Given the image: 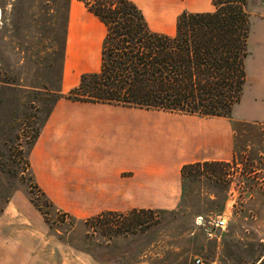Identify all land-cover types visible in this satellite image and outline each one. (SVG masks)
Returning a JSON list of instances; mask_svg holds the SVG:
<instances>
[{"label": "rangeland", "instance_id": "rangeland-1", "mask_svg": "<svg viewBox=\"0 0 264 264\" xmlns=\"http://www.w3.org/2000/svg\"><path fill=\"white\" fill-rule=\"evenodd\" d=\"M253 4L247 1L249 64L256 56V28L264 25ZM69 12L70 0H0V223L15 218L33 231L43 227L101 264H193L197 256L206 262L264 264V124L232 119V159L191 164L181 174L177 207L153 210L128 233L100 236L97 225H84L90 217L83 194L36 189L29 162L36 136L55 102L78 85L82 74L91 73L68 58ZM184 12L190 13L168 17L169 23L149 18V27L167 33ZM218 218L225 228L213 227L212 237L196 222L209 225Z\"/></svg>", "mask_w": 264, "mask_h": 264}, {"label": "crops", "instance_id": "crops-1", "mask_svg": "<svg viewBox=\"0 0 264 264\" xmlns=\"http://www.w3.org/2000/svg\"><path fill=\"white\" fill-rule=\"evenodd\" d=\"M129 1L142 11L147 23L154 17L169 23L184 10H214L211 0H183L182 5L175 0H164L169 5L162 0ZM252 2L254 13L264 18V0ZM174 32L171 28L160 33ZM104 36V25L88 11L84 0H70V62L88 66L91 73L98 71L95 62L100 67ZM256 38V56L249 64L252 53L248 52L245 60L243 92L252 95L241 98L231 119L264 124V25L256 28ZM70 79V72H66L67 86ZM175 115L178 114L59 99L29 155L38 189L44 194H83L88 217L104 211L176 208L182 167L229 161L234 154L235 135L232 121L227 118L181 115L183 118L174 119ZM8 221L0 223V264H101L89 252L63 242L43 227L33 231L20 219Z\"/></svg>", "mask_w": 264, "mask_h": 264}, {"label": "trees", "instance_id": "trees-1", "mask_svg": "<svg viewBox=\"0 0 264 264\" xmlns=\"http://www.w3.org/2000/svg\"><path fill=\"white\" fill-rule=\"evenodd\" d=\"M211 1L213 11L180 14L174 34L168 35L152 31L132 1L84 0L105 27L100 67L82 74L78 85L62 98L232 121L246 82L248 0ZM190 166H183L181 174ZM152 212L104 211L83 223L97 225L100 236L128 233L131 227L142 226L143 216Z\"/></svg>", "mask_w": 264, "mask_h": 264}, {"label": "built area", "instance_id": "built-area-1", "mask_svg": "<svg viewBox=\"0 0 264 264\" xmlns=\"http://www.w3.org/2000/svg\"><path fill=\"white\" fill-rule=\"evenodd\" d=\"M196 222H197V225L198 226L204 227V229H205V231H206V233H207V235L209 237H212L213 236V234H212L213 227L214 228H217V229L219 228L221 230L225 228V221L223 219H221V218H218L216 220H213V222L212 223H209V225H206L203 222L202 219H198ZM193 264H223V263L217 262V261L206 262L203 258L197 256V257H195L193 259Z\"/></svg>", "mask_w": 264, "mask_h": 264}]
</instances>
